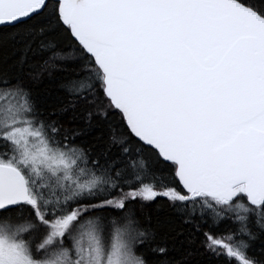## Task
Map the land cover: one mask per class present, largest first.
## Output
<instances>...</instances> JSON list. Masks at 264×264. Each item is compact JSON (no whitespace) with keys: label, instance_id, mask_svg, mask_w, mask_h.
I'll use <instances>...</instances> for the list:
<instances>
[{"label":"snow or ice","instance_id":"snow-or-ice-1","mask_svg":"<svg viewBox=\"0 0 264 264\" xmlns=\"http://www.w3.org/2000/svg\"><path fill=\"white\" fill-rule=\"evenodd\" d=\"M0 264H264V0H0Z\"/></svg>","mask_w":264,"mask_h":264}]
</instances>
